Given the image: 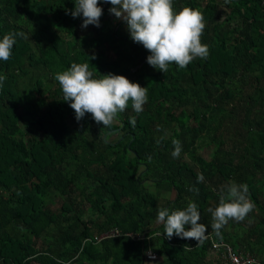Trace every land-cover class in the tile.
Masks as SVG:
<instances>
[{
    "label": "trees",
    "instance_id": "obj_1",
    "mask_svg": "<svg viewBox=\"0 0 264 264\" xmlns=\"http://www.w3.org/2000/svg\"><path fill=\"white\" fill-rule=\"evenodd\" d=\"M99 6L100 27L84 29L67 14L75 0H0V39L24 34L0 60V264H147L149 251L159 264H233L229 250L264 264V0H174L202 12L209 55L166 73ZM74 62L147 88L143 111L77 121L54 79ZM230 182L247 184L254 209L217 233L208 210ZM190 202L205 238L168 239L157 208Z\"/></svg>",
    "mask_w": 264,
    "mask_h": 264
},
{
    "label": "clouds",
    "instance_id": "obj_2",
    "mask_svg": "<svg viewBox=\"0 0 264 264\" xmlns=\"http://www.w3.org/2000/svg\"><path fill=\"white\" fill-rule=\"evenodd\" d=\"M110 3V14L127 25L130 38L142 45L150 55L147 63L153 68L166 73L170 64L180 69L186 68L196 58L206 59L209 46L202 43L201 37L206 27L204 16L199 9L174 8V0H103ZM101 0H75L74 10H69L73 18L83 17L82 28L89 25L100 27L103 8ZM23 33L9 32L0 39V60L8 61L12 56L17 36ZM96 57H90L95 59ZM5 76L0 75V87ZM54 79L58 81L64 101L74 110L77 121L86 114L100 125L109 126L124 112L131 102L137 113L143 111L147 103V88L131 82L127 77L116 74H100L94 78L88 63H72L68 70L58 72ZM135 124V118H131ZM174 158L182 151L179 140H173ZM203 174H198L197 182H203ZM247 184L230 182L219 191V203L208 211L212 217V229L219 231L230 220L244 221L254 209L249 198ZM198 205L190 202L183 210L166 207L157 208L156 224L162 225L168 239L173 236L186 240H195L197 244L205 238L208 228L201 223ZM151 239V237H149ZM185 245L184 247H186ZM151 255V251L147 253Z\"/></svg>",
    "mask_w": 264,
    "mask_h": 264
},
{
    "label": "built area",
    "instance_id": "obj_3",
    "mask_svg": "<svg viewBox=\"0 0 264 264\" xmlns=\"http://www.w3.org/2000/svg\"><path fill=\"white\" fill-rule=\"evenodd\" d=\"M230 251V256L233 264H254V260L252 259H245V261H242V259ZM149 260H156L157 255L154 253H151V255H148Z\"/></svg>",
    "mask_w": 264,
    "mask_h": 264
},
{
    "label": "rangeland",
    "instance_id": "obj_4",
    "mask_svg": "<svg viewBox=\"0 0 264 264\" xmlns=\"http://www.w3.org/2000/svg\"><path fill=\"white\" fill-rule=\"evenodd\" d=\"M111 17L112 18H114V21H115V23H118V22H120V21H122V20H120V19H117L114 15H112L111 14ZM72 120V119H71ZM115 122V121H114ZM116 123V122H115ZM112 138H117L116 136H113ZM211 152H212V150H210V149H203V150H199V154L200 155H203L204 156V158H209L210 159V156H211ZM152 189H154V187L153 186H151V184L149 185ZM143 239H144V237H143ZM159 262H160V260H159V258H158V260H154V261H148L147 262V264H159Z\"/></svg>",
    "mask_w": 264,
    "mask_h": 264
}]
</instances>
